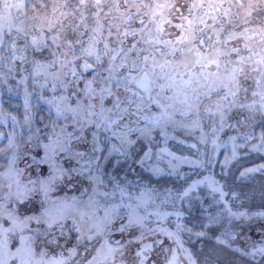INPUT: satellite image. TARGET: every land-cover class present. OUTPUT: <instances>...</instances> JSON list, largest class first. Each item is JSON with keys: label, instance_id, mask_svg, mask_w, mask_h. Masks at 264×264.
<instances>
[{"label": "snow or ice", "instance_id": "1", "mask_svg": "<svg viewBox=\"0 0 264 264\" xmlns=\"http://www.w3.org/2000/svg\"><path fill=\"white\" fill-rule=\"evenodd\" d=\"M5 85L24 111L0 102V264H264V184L241 210L264 164L233 171L264 153V0H0Z\"/></svg>", "mask_w": 264, "mask_h": 264}, {"label": "rangeland", "instance_id": "2", "mask_svg": "<svg viewBox=\"0 0 264 264\" xmlns=\"http://www.w3.org/2000/svg\"><path fill=\"white\" fill-rule=\"evenodd\" d=\"M9 83L11 84H15L14 81H10ZM0 91H3V96L0 97V102L3 103L4 108L7 112H11L13 115H17L19 114V118L22 120V114H23V88H20V94L19 95H15V94H9L7 92V86H0ZM17 105H19V107H17ZM34 112L39 113V109L34 107L33 108ZM41 113V112H40ZM18 116V115H17ZM230 124H236V120H230L229 121ZM0 130H4V131H9L10 130V125H4V126H0ZM206 132H211L210 128H205ZM249 131L248 128L246 127H241L239 125H237L236 127H225V129L219 133V141L218 143L221 145V147L218 149V155L215 158V171L217 173H219L220 171V164L222 163L224 156L225 155H231V144L229 142V137L231 136H238L240 134V132H247ZM261 131L260 125L257 124L255 125L254 128V132L255 135L258 137L259 133ZM196 136L199 135V132L195 133ZM189 140L190 143H195L196 140L193 137H188L187 138ZM6 140L5 141H0V146H2L3 144H6ZM238 143H244L242 140H238ZM259 141L258 139H253L251 141H249L248 143V149L250 150L251 146L254 144H257ZM170 147H172V150L174 152H176L178 155H189V156H193V158H195V151L192 149H189L187 147H182L179 145H171ZM198 147L203 149L204 151H206L209 155L212 154V144L209 142L207 145H199ZM246 149H238V155L240 156L239 161L234 162L233 165V171H240L243 170L244 168H251L260 164H264V153H257V152H250L248 155H244ZM181 171H185V172H190L192 173L190 179H196L198 178L194 172H192V169H190L187 165H184L181 169ZM203 174H207L206 172ZM147 175V174H145ZM133 178V177H130ZM165 180V181H164ZM160 183L165 184L167 186H173L175 188H180L182 185H184V181H179L176 180L175 178H165L162 179L160 181ZM262 184H264V176H261L259 173L256 174V179L255 182L253 184H250L249 187H253L255 189V196L253 197V199L249 202L246 201L242 206H241V210L248 208L251 210H256L259 207H261L262 204V200L260 197V190H261V186ZM59 195V194H58ZM201 195H206V190H202L201 191ZM209 201L206 200L205 203H208ZM235 210V209H234ZM198 218V217H196ZM190 227L192 226V219H187L185 221ZM170 227H172V225H169ZM264 226V221H259V222H254L253 224V231L251 233L253 239H259L258 234L255 231V228L257 227H262ZM200 227L197 226L194 231H199ZM213 232L216 231V229H212ZM183 237L185 240H188V234L185 233L183 234ZM116 238H119L118 236ZM165 245H167L169 243V241L167 239H165L164 241ZM201 241L197 240L194 236L192 237V239L187 243V247H189L192 252L197 256L198 260H202L203 259V254L202 252H200V247H201ZM204 251L206 252L208 247L211 246L210 242L208 241H204ZM236 243H239L242 247L243 245V241H241L239 238L236 241ZM71 246V245H69ZM222 255L224 256L225 260L230 259L232 257V253L227 252L226 250L222 253Z\"/></svg>", "mask_w": 264, "mask_h": 264}, {"label": "trees", "instance_id": "3", "mask_svg": "<svg viewBox=\"0 0 264 264\" xmlns=\"http://www.w3.org/2000/svg\"><path fill=\"white\" fill-rule=\"evenodd\" d=\"M38 115H46V112H39V113H37ZM165 181V180H164Z\"/></svg>", "mask_w": 264, "mask_h": 264}, {"label": "flooded vegetation", "instance_id": "4", "mask_svg": "<svg viewBox=\"0 0 264 264\" xmlns=\"http://www.w3.org/2000/svg\"><path fill=\"white\" fill-rule=\"evenodd\" d=\"M18 115V117H19V114H17ZM160 256H161V258L164 256V253L163 252H161L160 253Z\"/></svg>", "mask_w": 264, "mask_h": 264}]
</instances>
